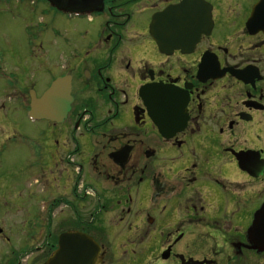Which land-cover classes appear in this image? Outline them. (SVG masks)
Segmentation results:
<instances>
[{"label":"flooded vegetation","instance_id":"af4514ba","mask_svg":"<svg viewBox=\"0 0 264 264\" xmlns=\"http://www.w3.org/2000/svg\"><path fill=\"white\" fill-rule=\"evenodd\" d=\"M2 6L64 27L28 34L21 64L0 44V157L15 146L34 172L0 176V214L26 212L0 264H46L67 232L99 264H264V0ZM63 78L67 116L33 118Z\"/></svg>","mask_w":264,"mask_h":264},{"label":"rangeland","instance_id":"374dc122","mask_svg":"<svg viewBox=\"0 0 264 264\" xmlns=\"http://www.w3.org/2000/svg\"><path fill=\"white\" fill-rule=\"evenodd\" d=\"M0 44L3 48L9 50V60L12 64L20 61L21 58L26 59V55L29 53L27 44L28 34H36L39 32L45 33L49 38L54 37V33L57 32L59 27H64L60 20H57L52 25L47 24V19H45L40 12H34L30 8V12H21V8L17 7L8 12L7 9L2 6L0 8ZM41 17H43L41 19ZM34 19V20H32ZM68 61L71 59L66 55V57L61 60V63L68 65ZM23 62H19L21 64ZM49 77H48V76ZM41 77L40 84L37 87V92L41 94L46 87L49 85L50 76L59 77L61 72L45 73L39 75ZM41 124L35 125L34 129L40 128ZM25 153L18 150L17 147L12 146L9 148L7 153L0 157L3 162L0 164V176L13 177L16 180L28 177L34 174V172H28L26 170V165L23 163V158ZM32 212V211H30ZM83 220L90 221L92 212H81ZM133 214H136L135 212ZM26 217V212L18 213L10 212L8 215L4 216L0 214V228L3 229L4 236L10 235V227L14 222L22 223V218ZM133 224H141L138 221V217H133ZM11 253L10 247L3 246L0 241V258L9 257ZM37 256V255H36ZM22 257H25L23 255Z\"/></svg>","mask_w":264,"mask_h":264},{"label":"water","instance_id":"95a60500","mask_svg":"<svg viewBox=\"0 0 264 264\" xmlns=\"http://www.w3.org/2000/svg\"><path fill=\"white\" fill-rule=\"evenodd\" d=\"M71 101L70 79L56 80L42 98H33L31 116L61 122L67 116ZM161 102L166 103L163 99ZM100 253L101 248L89 235L67 232L61 235L59 248L46 264H99Z\"/></svg>","mask_w":264,"mask_h":264}]
</instances>
